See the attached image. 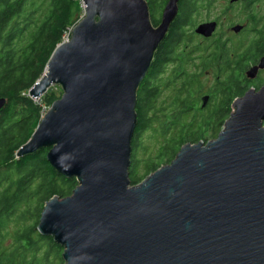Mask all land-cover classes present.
I'll use <instances>...</instances> for the list:
<instances>
[{"label": "water", "instance_id": "95a60500", "mask_svg": "<svg viewBox=\"0 0 264 264\" xmlns=\"http://www.w3.org/2000/svg\"><path fill=\"white\" fill-rule=\"evenodd\" d=\"M178 2L153 26L145 0H81L84 16L29 90L32 99L51 86L63 92L17 156L47 148L50 167L77 182L44 203L36 227L62 247L64 264H264V85L233 101L214 140L185 144L130 184L137 90ZM262 69L264 57L246 76Z\"/></svg>", "mask_w": 264, "mask_h": 264}, {"label": "trees", "instance_id": "16d2710c", "mask_svg": "<svg viewBox=\"0 0 264 264\" xmlns=\"http://www.w3.org/2000/svg\"><path fill=\"white\" fill-rule=\"evenodd\" d=\"M145 1L151 23L157 26L168 0ZM178 4V15L170 24L164 40L155 52L151 67L137 90L135 111L136 129L139 125L145 128L147 123L153 121L151 115L158 117L155 111L158 112L159 109H155V102L159 97L160 88L177 84L171 92V110L168 115L165 114V126L168 129L163 134L174 130L173 134H181V138L164 144L163 151L158 150L160 153L156 156L157 161L156 157L144 159L141 162L144 163L143 173L139 175V162L134 160V151H137L139 145L138 138L134 135L131 144L134 155L131 153L129 169L131 185L140 183L166 162L170 163L185 144L199 143L204 141L207 135L218 131L231 115L233 101L241 98L250 88L258 91L264 85L248 82L244 78L245 69L264 54L263 27L246 46L241 44L231 49L221 39H217L212 41L213 48L209 53L203 50L198 58H192L191 52L186 51L188 39L184 38V27L195 23L193 17L196 0H179ZM82 12L80 0H0V98L6 99V104L0 111V264H47L53 255L63 252L62 247L56 244L52 237L39 234L36 243L29 242L28 235L22 231L24 227L15 231L11 248H3L1 245L6 240L3 230L9 219L12 216L13 219L21 221L26 219L25 210L17 214L19 206L26 205L27 209V201L36 195L40 198L41 212L44 203L51 197L65 198L71 195L77 186L75 178H66L50 167L46 161L47 148L23 157H15L19 148L31 138L41 119L39 108L33 100L20 95L29 91L40 79L54 49L81 20ZM157 14L160 18L156 17ZM252 16L254 17L253 14ZM193 59L198 60L197 65L192 64L197 71L187 68V64ZM168 65L172 66V73L165 79L162 77ZM208 69L214 71L220 85L210 92L224 95L226 99L215 112L205 116V108H200L197 95L202 89L200 72ZM160 81L162 83H159ZM59 98L50 94L42 98V102H45L44 108H49ZM151 99L148 108L146 102ZM8 102L15 103V106L9 105ZM26 110L35 116L34 126L23 134L19 141L9 142L10 138L6 137L2 127L9 124L16 115L24 116ZM181 113L193 115L191 119L187 118L183 123H179L176 120L177 115ZM214 119L217 123L213 125ZM39 217L38 214L36 223L32 225L33 232L36 231ZM39 242H44L46 246ZM39 247L44 248V255L41 254L40 258H37V253L41 251ZM59 264H64V261L60 259Z\"/></svg>", "mask_w": 264, "mask_h": 264}, {"label": "rangeland", "instance_id": "374dc122", "mask_svg": "<svg viewBox=\"0 0 264 264\" xmlns=\"http://www.w3.org/2000/svg\"><path fill=\"white\" fill-rule=\"evenodd\" d=\"M81 2V0H80ZM223 2L224 0H216L215 4H214V11L211 12V14L209 15L210 18H213L214 15L216 13H218L219 9L217 10L216 8H222L223 6ZM178 8H180V4H178ZM242 8V7H241ZM240 7H238L233 13H229L226 19H223V22H226L229 19H232L235 21L236 24H245L246 27L250 28V31H244L238 35L233 34L230 31L225 30L224 25L221 27L220 31L221 33L223 32L225 35H223V38L228 39L227 43L229 48L233 49L238 45H243L246 46L250 43V41L252 39H254L256 32L255 31H251L253 29V27H250V21L246 20V16L247 13L241 9ZM217 10V11H216ZM179 11V9H178ZM257 12V16L258 18H261L262 16V11L261 8L259 9V11ZM203 14L201 13V15H195L193 17L194 20V24L190 25L189 27H184V32H185V36L184 38L187 40L188 45L186 46V51L187 52H191L190 56L192 58H198L200 55H202V51L203 50H207L210 45L208 46V44L205 42L203 43L201 41V39L194 34L193 29L195 28V26L198 25V23L200 21L203 20ZM84 16V12H82L81 14V18ZM158 18L159 15L157 14ZM253 25L254 22H252ZM261 23V22H260ZM260 23L256 25V29L259 28ZM252 25V26H253ZM255 29V30H256ZM70 39V34H66L64 36L63 41H67ZM196 48V49H195ZM205 52V51H204ZM206 53V52H205ZM194 63V65L198 64V60L193 59V61L189 64H187V68L190 71H197L196 68H194V66L192 65ZM172 66L168 65L165 69V72L163 74L162 78H169L171 76L172 73ZM249 67V66H248ZM248 67L245 69L247 70ZM201 76H200V82H201V86L202 89L200 91V93L197 95V101L198 104H200V97L205 95V94H209L210 100L207 104V106L205 107V111L203 112V115L205 116H209L208 114L215 112L218 107H220L221 103L226 99V96L224 95H216L215 93H211V91H214L217 87H219V82L218 80L215 78V73L212 69H208L206 71H201ZM41 78V77H40ZM261 78H264V75H262ZM40 81V80H39ZM37 81V83L39 82ZM159 83H162L161 81ZM161 85V84H160ZM177 86L172 84L169 86H162L160 88V93H159V97L156 99L155 102V109L158 108L159 111L156 112L155 114L158 117H154L153 115H151L150 117L153 118V121L150 123H147L145 128H141L138 126V128L135 130L134 135L137 136V145H139V147L137 148V151L135 153L134 156V160H137L139 162V164L137 165V173L139 175H141L143 173V169H144V163H141L144 159L151 157L152 159H154L157 154H158V150H160V152L163 151L162 147L164 144H168L171 141H177L178 139L181 138V134H173L174 130H169L168 134L164 135L163 133H165L167 131V126H165V116L168 115L167 113L171 110L170 107V102H171V92L172 90H174V88ZM23 92V91H22ZM21 92V93H22ZM62 89L60 88V86H51L48 91L46 93H44L39 99H32L29 96V91H25L23 92L20 96H27L29 97V99L33 100V103L39 108V112L41 114V117L44 115V113L47 111L46 108H44V104L45 102H42V98L50 95H54L55 97H61L62 96ZM213 97V98H212ZM151 101H147L146 102V106L148 107V105L150 106ZM9 104V102H8ZM9 105L11 106H15V103H10ZM149 108V107H148ZM199 108V105H198ZM208 109V110H207ZM148 110V109H147ZM232 108H231V112L232 113ZM24 116L22 115H16L15 117L12 118V121L9 124H6L4 127H2L3 131L7 134V138H10L9 142H15V141H19L23 134H25L28 130H30L33 126H34V122H35V116H33L32 112L28 113V110H26L24 112ZM166 114V115H165ZM191 113H181L177 115V122L179 123H183V121L187 118L191 119L192 118ZM1 116V114H0ZM147 116V113H146ZM161 117V119H160ZM186 117V118H185ZM230 117V116H229ZM147 119V117H145ZM155 119V120H154ZM159 120V121H158ZM213 125L217 123L216 119L212 120ZM264 123V122H263ZM264 126V125H263ZM218 128V127H217ZM224 129V126L220 127L218 129V131L213 132L210 135H207L203 142L204 144H206L209 141L214 140L217 135ZM173 134V135H172ZM134 137V136H133ZM159 152V153H160ZM134 153H132L134 155ZM15 158H18V156H16ZM155 160L157 161V157L155 158ZM169 164L168 162L165 163V165ZM15 176V174H14ZM40 198L39 196H33L30 200L27 201V209H26V205H22L19 206V209L17 211V214L22 213L25 210V215H26V219L21 221L20 219H13L14 217L12 216L9 221L7 222L6 226H5V230H3V232L6 234V240H4L3 244L1 245V247L3 248H11L13 246V242H14V234L16 230H19L21 227H24V229L22 230L25 235H28L29 242L32 243H36L38 241L39 238V234L37 232V230L35 232L33 229V224L36 223L35 221H37V217L38 214L40 215ZM33 225V226H32ZM41 243V242H39ZM43 246H46V244L43 242L41 243ZM41 249V251H39L37 253V258H40V255L43 254L44 255V251H43V247H39ZM59 254V255H58ZM57 255H53L49 261L47 262V264H59L60 263V259L61 261H63L62 259V251L59 252Z\"/></svg>", "mask_w": 264, "mask_h": 264}, {"label": "flooded vegetation", "instance_id": "af4514ba", "mask_svg": "<svg viewBox=\"0 0 264 264\" xmlns=\"http://www.w3.org/2000/svg\"><path fill=\"white\" fill-rule=\"evenodd\" d=\"M215 1L216 0H196V7H195L194 16L195 15H201V13L203 14L202 15L203 16V20L200 21L198 23V25L207 24V23H215V30L212 33V35L210 37H208V38H205L203 36L195 34L194 30H195V28L198 25L195 26V28L193 29L194 34L197 35L201 39V41L203 43L206 42L208 44V46H209L210 42H211L210 47L207 50H205L206 53H209L211 51V49L213 48L212 41H215L217 39H221L222 42H224L226 45H228V43H227L228 39H226V38L222 39L223 35H225L223 32L221 33V31H220V29H221V27L223 25L225 27V30L230 31V32H232L235 35H238V34L244 32V31H250L249 30L250 28L249 27L247 28L245 24H236L235 21L233 20V18L227 20L226 22H223V19H226L228 14L231 13V12L233 13L238 7H240V8L242 7L241 9L244 11V13L245 12L247 13V15L245 14L246 20L250 21V25L249 26L253 27V29L251 31L257 32L260 28H262V27L264 28V0H237V1L224 0L222 8H219V7L216 8L217 10L219 9L218 13H216L213 18H210L209 15L215 9V7H214ZM260 8H261V11L263 13H262L261 18H258L256 11H259ZM252 14L254 15V17L252 16ZM252 22H254L255 25H253ZM259 23H260V26H259L258 29H256V25L259 24ZM236 25L242 26V30L239 33H234L232 31V28L234 26H236ZM262 57H264V54L259 56L256 59V61L254 63L252 62L249 65L248 69L244 71V78L248 82H252V83L257 84V85H259V84L263 85L264 84V78H261L262 75H264V69L259 70L256 73V75H255V77L253 79H249L246 76V72L251 67L256 66L259 63V60ZM259 87H261V86H259ZM205 95H209V94H205ZM210 97L211 96L209 95V100H210ZM208 102H207V104H208ZM200 105H201V101H200Z\"/></svg>", "mask_w": 264, "mask_h": 264}, {"label": "bare ground", "instance_id": "6f19581e", "mask_svg": "<svg viewBox=\"0 0 264 264\" xmlns=\"http://www.w3.org/2000/svg\"><path fill=\"white\" fill-rule=\"evenodd\" d=\"M178 15V14H177Z\"/></svg>", "mask_w": 264, "mask_h": 264}, {"label": "built area", "instance_id": "2783aa9c", "mask_svg": "<svg viewBox=\"0 0 264 264\" xmlns=\"http://www.w3.org/2000/svg\"><path fill=\"white\" fill-rule=\"evenodd\" d=\"M68 41V40H67Z\"/></svg>", "mask_w": 264, "mask_h": 264}]
</instances>
